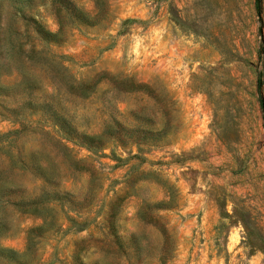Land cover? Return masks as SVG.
Here are the masks:
<instances>
[{"label":"rangeland","instance_id":"1","mask_svg":"<svg viewBox=\"0 0 264 264\" xmlns=\"http://www.w3.org/2000/svg\"><path fill=\"white\" fill-rule=\"evenodd\" d=\"M105 1L0 0V264H264V0Z\"/></svg>","mask_w":264,"mask_h":264},{"label":"trees","instance_id":"2","mask_svg":"<svg viewBox=\"0 0 264 264\" xmlns=\"http://www.w3.org/2000/svg\"><path fill=\"white\" fill-rule=\"evenodd\" d=\"M95 11L93 13H89L82 8L78 7L77 5L73 4L69 0H53L54 4V11L55 15L57 17L59 29L62 28L64 24V19L68 18L69 22L72 24H93L99 20L101 16L104 15L105 12V6L106 1L105 0H93ZM35 30L39 34V36L42 39H49L50 37H56L58 36L57 33H52L48 30H45L40 23H35ZM84 92V91H83ZM85 93V92H84ZM260 102L262 103V99L260 98ZM101 136L96 135L92 136V138L99 139ZM120 140V139H119ZM167 204V201L160 202L159 205ZM31 213L36 214L39 218L42 220V224L38 227H33L28 230V244H27V250L32 244V238L30 236L31 233L41 231L44 227L49 225L50 221V215L48 213L47 208L42 207L40 209H32L30 211ZM3 250V249H2ZM5 251L13 254L14 251H11L10 249H4ZM26 251V250H25ZM24 254V253H23ZM162 261L164 260V257L161 258Z\"/></svg>","mask_w":264,"mask_h":264},{"label":"water","instance_id":"3","mask_svg":"<svg viewBox=\"0 0 264 264\" xmlns=\"http://www.w3.org/2000/svg\"><path fill=\"white\" fill-rule=\"evenodd\" d=\"M256 2H257V6H259V0H256Z\"/></svg>","mask_w":264,"mask_h":264}]
</instances>
